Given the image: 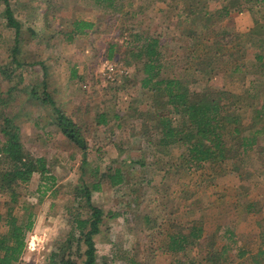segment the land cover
I'll return each mask as SVG.
<instances>
[{
	"label": "rangeland",
	"instance_id": "1",
	"mask_svg": "<svg viewBox=\"0 0 264 264\" xmlns=\"http://www.w3.org/2000/svg\"><path fill=\"white\" fill-rule=\"evenodd\" d=\"M228 1L200 0L198 7L223 16L217 10ZM9 3L22 25L20 65L13 61L15 29L7 24L5 1L0 0V96L10 98L6 110L9 115H18L16 123L25 148L35 156H44L56 177L53 184L35 173L26 187H20L21 203L34 211V225L27 233L26 251L16 264H48L51 253L69 231L68 208L76 207L74 193L81 154L51 125L49 111L30 99L33 86L43 93L44 68L48 72V91L60 104L65 94L75 97L77 104H88L92 110L87 116L90 121L102 109L122 115L88 135L91 167L98 164L105 169L117 165L113 162L116 159H126L124 166L131 171L125 187L117 189L102 184V189L93 193L95 204L105 212H122L117 217L105 218L104 231L96 238L97 264H170L174 256L162 246V234L156 233L159 227L171 228L170 223L188 224L201 219L204 233L215 236L219 247L226 242L221 233L229 224L234 226L239 238L227 260L231 264L239 261L252 264V253L264 232V134L259 137L261 149L250 151L242 160H229L223 170L188 169L184 146L176 144L159 151L141 134L143 119L161 111L164 98L143 88L140 78L134 79L137 61L131 52L124 59L117 57L128 51L126 47L133 48L136 44L129 42L132 40L129 33L159 37L168 60L162 76L181 78L197 90L229 91L232 96L223 97L225 102L232 103L229 113H238L245 125L254 121L262 129L264 109L256 117V107L264 105V93L250 95L249 91L264 83V58L256 57L257 53L264 56V42L252 43L244 34L248 46L241 49L240 56L239 52L227 58L221 54L207 55L213 41L211 29L215 26L192 24L195 34L188 35L190 25L178 14L175 4L159 0H117L116 8L95 0H9ZM117 16L120 19L109 26L111 17ZM74 19L91 21L95 26L70 40L66 31L71 29ZM235 19L230 14L222 20L231 37L241 32L237 31L239 21ZM115 42L123 45L117 55L109 58L108 46ZM231 45L224 48L226 54L232 52L227 49ZM194 52L203 56L195 57ZM241 65L243 70L234 71ZM74 68L77 76H72ZM70 74L74 92L67 85ZM126 74L130 75L129 80ZM59 80L63 84L59 85ZM141 159L144 166L137 163ZM5 163L2 158L0 167ZM136 186L140 188V202H133L132 209L124 213L122 208L126 207L121 203L128 198L123 195ZM45 189L39 202V193ZM7 199L8 194L0 191V208ZM18 212L23 216L25 210ZM243 246L249 251L239 258L238 248Z\"/></svg>",
	"mask_w": 264,
	"mask_h": 264
},
{
	"label": "trees",
	"instance_id": "2",
	"mask_svg": "<svg viewBox=\"0 0 264 264\" xmlns=\"http://www.w3.org/2000/svg\"><path fill=\"white\" fill-rule=\"evenodd\" d=\"M4 1L7 24L15 29L16 34L15 46L12 50L13 61L20 65L18 55L21 53L19 44L22 40V25L15 18L9 0ZM95 1L98 4L116 8L117 0ZM159 1L175 4L174 7L178 8V14L184 16L190 25L188 35L195 34L196 30L193 29L192 24L201 22L206 28L210 25L215 26V29H211L213 41L210 50L206 51L207 55L221 54L227 58L239 52L240 56L241 49L246 47L244 34L236 32L231 37L230 32L225 31V25L222 23V20L231 14L230 7L234 3L237 6L236 10L240 11V0H229L220 10H217L224 14L223 16L199 8L200 0ZM254 1L264 3V0H250V2ZM128 4L132 5L130 2ZM126 13L127 11L124 14L126 15ZM115 19H120V16L118 18L111 17L109 26L115 25ZM94 26V22L74 19L71 22V29L66 31L67 37L72 40L74 35L85 34L87 29L90 30ZM129 34L132 38L129 42L133 41V44H136L133 48L126 47L128 51L124 50L123 53H119L117 60L126 58L131 52L137 61L134 79L140 78L143 88L151 90L156 97L164 98V108L155 112L152 117H145L141 123V134L149 144L159 151L171 145L180 144L185 147L184 158L188 162V169L208 167L215 171L223 170L229 160L237 158L242 160L250 151L256 150L257 147L261 149L259 137L264 134V128H258L254 121L245 125L240 114L229 113V104L232 103H230L231 101L225 102L223 98L229 99L232 96L229 91L206 88L197 90L191 88L187 81H183L181 78L162 76V70L168 61L165 60L161 46L162 40L159 37L145 36L139 32ZM246 35L247 41L263 42V39L256 36H264V21H256L254 27ZM253 37H256L257 41L253 42ZM207 39L211 40L210 37ZM229 44H232V48L229 46L227 49H232V52L226 54L224 48ZM122 45L123 43L118 42L111 43L108 46V57L112 58L117 55L115 53H118ZM192 55L203 56L201 53L195 52ZM256 57L259 60L263 58L261 53H257ZM192 58L194 57L192 56ZM243 69L242 65L236 66L234 71ZM13 70L11 69V71ZM4 71L5 73L9 72L7 68ZM47 73V69L44 68L43 93H39L37 87L33 86L30 90V99L49 111L52 116V124H50L55 125L68 145L81 154L80 175L74 193L76 207L68 208L70 228L64 241H60L57 250L51 253L48 264H97L96 238L104 231L105 218L117 217L122 212L120 210L105 212L102 207L95 204L93 193L100 191L102 184L117 187V189L125 187L128 183V174L131 171H128V168L124 166L127 164L126 159H116L113 162L117 165H110L105 169H102L98 164L91 167L88 158V135L92 130L99 131L102 126L110 122V119H121L122 115L120 113L112 115L109 109H102L93 115L94 118L90 121L87 116L91 114L92 110L88 104L70 103L65 105L68 102L66 98H62L61 104L60 101H56L48 91ZM71 73L72 76H77L75 68ZM125 76L129 80L130 75L126 74ZM12 90L10 89V93ZM258 92L264 93V83L260 88L251 87L249 94L253 95ZM9 104V97L0 96V160L3 158L6 162L3 167H0V191L8 194L9 198L3 202V207L0 208V264L20 262L27 248V233L32 230L34 225V211L30 206L25 205L26 203H21L20 187H26L35 173L41 174L45 180L51 181L53 184L56 178L52 174L51 164L44 156H35L25 148L21 140L19 126L16 123L18 115H9L6 110ZM263 109L264 105L260 108L256 107V117H260ZM133 133H136L135 127H133ZM128 161L130 164L132 163L131 159ZM137 163L141 166L145 165L142 159L137 160ZM88 167L91 168L88 170ZM86 175L88 179L85 178ZM45 192L46 189L39 193L41 196L38 199L39 202L43 199ZM123 196L128 198L121 203L123 207H126L122 208L126 213L132 209L133 202L135 204L140 202L139 186L131 187L130 191ZM117 207L119 206L117 205ZM20 209L25 210L23 216L19 215L18 210ZM203 221L202 219L192 220L188 224L180 225L170 223L171 228L159 227L160 231L156 233L157 235L162 234V246L174 256L170 264H231L227 260V255L239 238L234 226L229 224L221 233V237L225 238L226 242L219 247L215 236H208L204 233ZM248 251L249 249L245 246L239 247L237 255L242 258ZM252 257V264H264V232ZM234 264H244V262L239 261Z\"/></svg>",
	"mask_w": 264,
	"mask_h": 264
},
{
	"label": "crops",
	"instance_id": "3",
	"mask_svg": "<svg viewBox=\"0 0 264 264\" xmlns=\"http://www.w3.org/2000/svg\"><path fill=\"white\" fill-rule=\"evenodd\" d=\"M249 1L250 0H240V11L236 10L237 6L235 3L233 5V7L232 6L230 7L231 16L233 18H236L235 20L239 21V27L237 28V31L241 30V32L240 31H238V32L245 34V35L248 34L250 32V30L254 27L256 21H264V3H258L256 1L249 2ZM224 5H226V2H224L223 6ZM256 37L263 39V42H264V36H256ZM256 37H253L254 38L253 42L257 41ZM260 43H262V42H260ZM231 48H232V46H231ZM263 58H264V56H263ZM67 81H69V83H67V85L69 84L68 86L71 87V90H72V91L71 90L70 91L74 92V89L72 87L74 85V83H72V81H74V79L71 78V74H70V77ZM61 84H63V83H61V80H59V85H61ZM70 91H69V93H71ZM59 95H61V94H59ZM65 96L68 98L67 100H68L69 104L70 103L73 104V103L78 102V100H76L75 97L72 98V97L67 96L66 94L64 95V97ZM59 98H62V95L59 96ZM62 102H63V100H62Z\"/></svg>",
	"mask_w": 264,
	"mask_h": 264
}]
</instances>
